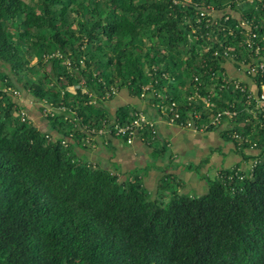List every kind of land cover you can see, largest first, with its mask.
I'll use <instances>...</instances> for the list:
<instances>
[{"label":"trees","instance_id":"obj_1","mask_svg":"<svg viewBox=\"0 0 264 264\" xmlns=\"http://www.w3.org/2000/svg\"><path fill=\"white\" fill-rule=\"evenodd\" d=\"M245 26L264 48V0H0V63L15 81L0 73V264H264V70L242 71ZM17 83L45 126L21 115ZM123 91L138 102L106 111ZM159 121L217 130L238 161L202 177L199 196L163 166L162 204L139 174L77 154L95 137L130 144L117 133L129 127L174 162Z\"/></svg>","mask_w":264,"mask_h":264},{"label":"rangeland","instance_id":"obj_2","mask_svg":"<svg viewBox=\"0 0 264 264\" xmlns=\"http://www.w3.org/2000/svg\"><path fill=\"white\" fill-rule=\"evenodd\" d=\"M35 59L33 58L31 60V63H35ZM0 73H6L10 80H12L13 83H15L13 75L11 72H9L8 68L0 63ZM1 85V81H0ZM16 90L15 94L13 95V98L16 100L18 106L21 108V110L26 114V117L28 120H30L34 125H37L38 127H43L44 122V116L38 112L37 106L34 105L35 102H32L30 96L26 94L25 91H23L21 84L17 83L15 84V87H13ZM70 91H73V89L70 87ZM130 98L127 96L126 91L119 92L115 95V98L111 101L105 102V108L106 111L113 112V110L118 106L122 104H129L132 102H138L137 100ZM147 103L144 101L143 103H140V107L143 108L144 105ZM175 128V127H174ZM45 129V127H44ZM176 129V128H175ZM178 134L173 136L174 142H175V152H177V159L174 162H171V166L168 169H172L171 167H175L172 169L174 172L177 170V176L179 179L183 180V189L184 193L189 194L190 196H199L207 191V183L206 180L201 179L202 177L206 176L211 179L215 176V157H220L222 159V167L228 166L231 162L235 163L234 160L237 159V155L231 150L229 156H225L223 152L226 151V146H223L224 143H222V140L218 137V131H212L210 133H206L203 136L198 134L192 133L188 130H178ZM136 141L132 140L130 144H125L126 149L128 151L132 152L134 148H136V144L134 145ZM231 145V144H230ZM229 146V144L227 145ZM232 146V145H231ZM220 147L219 151H215V148ZM134 151V150H133ZM168 153H171L172 148H169ZM77 154H79V151L77 150ZM218 154V156L216 155ZM229 157V158H228ZM200 159V161H199ZM102 160V159H101ZM191 160V163L189 165L191 166L188 169L183 168L186 164L184 161ZM105 161H99L101 166L104 167ZM170 162L168 158H164V161L162 164ZM130 166L127 167L124 174L122 175L123 180H129L134 175H140V177H143L144 179L149 178L151 174L154 172L156 173V180L154 181V178L151 179V182L146 185V189L149 190L150 193V199L154 200L157 199L159 203L165 204L167 201H169V193L167 194L164 192L162 195L157 196V184H160V178L161 174H163V171H166L163 166H160L159 160L150 157L149 155L145 157V155H141L138 157H134L130 159ZM184 163V164H183ZM199 164V165H198ZM212 165V166H211ZM112 172H122L123 166L120 162H113L109 163L108 165ZM233 166V164H231ZM230 166V167H231Z\"/></svg>","mask_w":264,"mask_h":264},{"label":"crops","instance_id":"obj_3","mask_svg":"<svg viewBox=\"0 0 264 264\" xmlns=\"http://www.w3.org/2000/svg\"><path fill=\"white\" fill-rule=\"evenodd\" d=\"M44 126H45V124H44ZM158 130L168 141L169 147L172 148V151H171L172 157L171 158H173L175 161L178 156H177V152H175L176 145H175L174 140H172L173 139L172 134L177 135L179 133L178 130L171 127V126H168L163 121H159ZM195 134H198V133H195ZM199 135L203 136L204 134H198L197 136H199ZM198 138H200V136ZM135 144H136V146H135ZM132 146H135L136 148L133 149L134 151L132 150V152H130V151H128V149H126L125 143L120 139H117V138L109 139V138H104V137L101 139V138L95 137V142L91 145V147H88L87 149L82 150V151L78 149V151H79V155L85 157L88 162L99 163V161H102V160L105 161L106 163L104 162L105 163L104 167L107 170H111V168L108 166L109 163H113L114 161L120 162L121 165L123 166L122 172H120V173L124 174L127 167L130 166V163H129L130 159H132L134 157H138V155L141 156L143 154L146 157L150 153V150H148L138 140H136V142ZM219 150H220V147L215 148V151H219ZM231 150H233V146H231V145L227 146L226 145V151L223 152V154L227 157V156H229ZM216 155L218 156V154H216ZM199 161H200V159H199ZM214 161H215V165H216V169H215V173H214L215 175H216L217 171H219L220 169L229 168L231 166V164H234L231 162L228 166L226 165V166L222 167V159H220V157H215ZM236 161H238V157L236 160H234V162H236ZM184 163H186V164H184ZM184 163L183 164L185 166H189V163H191V160L190 161L186 160V161H184ZM160 164L162 166L163 165L164 166H167V165L170 166L171 165V163L162 164V162H160ZM176 173H177V171H176ZM153 178H154V181L157 178L156 173H154V172L151 174V176L149 178L144 179L145 185L149 184L151 182V179H153Z\"/></svg>","mask_w":264,"mask_h":264},{"label":"built area","instance_id":"obj_4","mask_svg":"<svg viewBox=\"0 0 264 264\" xmlns=\"http://www.w3.org/2000/svg\"><path fill=\"white\" fill-rule=\"evenodd\" d=\"M201 15L203 16V13ZM242 25H244V24L242 23ZM245 29H246L245 33H247L249 36H251V38L246 40V45H247V47L253 49L254 55L251 57V62H249L245 66L244 65L242 66V68H243L242 71H243V73L250 75V74L255 73L257 70H260V71L264 70V48L260 47L259 45H256V44L254 45L252 39L255 37V35L252 33L250 27L245 26ZM260 90H261V94H260L259 102L261 105H263L264 104V84L260 86ZM46 112H49V110H47ZM226 114H228V112H226ZM21 115L26 116V114L23 111L21 112ZM175 117H177V114H175ZM170 122H172V119L170 120ZM142 123L147 124L148 122L145 121V118L142 114H139L138 119L133 122V125H134V127L139 128L142 125ZM215 123H218V116L215 117V119L213 121V124H215ZM129 129H130L129 127L128 128H121V129H118V131H117V133H123L127 130L129 131L130 136H129L128 143L131 142V137L134 133L133 128H131V130H129ZM102 133H103L102 130L98 131V134H102Z\"/></svg>","mask_w":264,"mask_h":264}]
</instances>
